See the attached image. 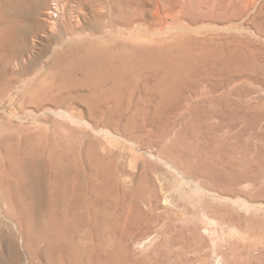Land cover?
I'll return each mask as SVG.
<instances>
[{
	"label": "rangeland",
	"instance_id": "1",
	"mask_svg": "<svg viewBox=\"0 0 264 264\" xmlns=\"http://www.w3.org/2000/svg\"><path fill=\"white\" fill-rule=\"evenodd\" d=\"M23 1L25 6L32 2ZM59 1L44 0L45 7L37 12L52 9ZM61 6L64 16L56 19L61 31L62 18L77 11L88 24L103 14L118 21L138 16V29L132 27L122 35L130 48L142 40H190L189 51L182 55L175 50L164 53L171 56L170 64L172 57L177 61L180 75L193 74L194 83L204 88L198 90L199 101L176 120L166 137L143 130L140 114L125 135L111 125L96 126L86 116L83 92L69 96L52 90L51 100L41 106L35 98H24L29 83L36 85L48 71L50 54L35 73L0 94L1 170H8L10 159L29 166L34 156L47 160L50 142L72 136L86 182L81 188L97 187V194L86 196L97 230H80L75 243L68 242L60 253L63 260L55 250L56 264H109L106 254L118 252L120 234H131L142 244L133 249L123 246L127 257L116 264H264V178L260 177L264 175V0H133L126 13L122 0H61ZM157 6L159 20L153 17ZM178 12L185 19L176 21ZM241 13L237 19L231 16ZM118 35L114 31L108 37ZM42 39L39 34L37 40ZM198 42L205 45L196 46ZM201 47L212 54L196 61L192 57ZM36 52L25 54L24 60ZM204 81L206 85L201 84ZM189 83L190 79L179 85ZM147 118L155 121L157 116L149 110ZM90 142L93 156L86 153ZM214 170L224 180L214 178ZM245 172L258 175L253 184L230 181ZM24 173L21 166L16 176L5 173L18 188L11 191L4 184L0 189V264H49L42 234L36 231L34 243L25 236L34 218L23 213L22 204L17 206ZM49 181L44 174L42 184ZM35 202V217L50 224L47 190L38 193ZM80 211L87 215L85 208ZM109 221L116 229L112 245H106Z\"/></svg>",
	"mask_w": 264,
	"mask_h": 264
},
{
	"label": "bare ground",
	"instance_id": "2",
	"mask_svg": "<svg viewBox=\"0 0 264 264\" xmlns=\"http://www.w3.org/2000/svg\"><path fill=\"white\" fill-rule=\"evenodd\" d=\"M132 1L122 0L124 13L132 5ZM250 1L248 0V3ZM53 6L52 9L37 12L45 7L44 0H32L31 4L26 6L23 0H0V94L9 89L13 83L25 81V76L31 72L35 73V68L41 64L42 58L50 54L48 71L38 79L36 85L32 86L28 81L30 86L28 85V92L23 97L35 98L37 104L41 106L44 100H51L52 90L69 96L72 93L83 92L81 100L87 106V118H93L96 126L99 123L111 125L123 135L128 134L127 126L140 114L143 119L140 127L143 130L148 134L158 132L166 137L175 127L176 120L180 116L182 119L190 106L199 101L198 90L204 87L194 83L191 76L193 74L180 75L181 67L177 61L172 57L173 64H170L171 56L164 53L175 50L178 55H182L183 51H189L186 48L191 43L190 40H169L165 43L142 40L146 48L143 43L130 48L129 40H122V35L128 33L132 27L138 29V16L133 18L124 16L122 21H118L117 18L103 14L102 19L94 18V21L88 24L77 11L68 13L62 18L64 27L61 31L58 26L61 21L56 20L60 14L61 17L64 16L61 0L55 2ZM160 12L161 9L157 6L154 19L161 18ZM242 14L231 16L237 19ZM174 15L177 17L176 21L184 18L180 12ZM116 20L117 22H114ZM114 31L119 35L108 37ZM39 34L43 35L42 40H37ZM203 41L209 45L214 43L213 40ZM203 45L205 44L202 42L196 43V46ZM34 50L37 52L28 59V62L25 61V54ZM197 50L199 53L194 55L195 58L192 57L196 61H205L212 54L205 47ZM189 79L190 83L187 86L179 85L180 82ZM206 83L207 81H204L201 84L206 85ZM11 100L12 98H9V101ZM149 110H153L157 116L155 121L148 120ZM121 121H124V125L120 126ZM154 127L158 131L152 129ZM71 137L49 141L47 150L51 155L47 160L34 156L29 166L24 160L15 164L16 161L10 159L7 160V171L1 170L0 164V189L4 188V184L11 191L18 188L17 185L6 180L5 173H8L9 177L16 176L19 166L25 172L26 182L19 187L22 198L19 199L17 206L20 207L22 204L23 213L30 214L31 218H34L30 220L29 228H25V236L28 243H34L36 237L38 238L36 231L42 234L43 254L49 264H56L58 261L55 250L62 259L61 254L65 251L67 243H75L74 239L80 230L84 229V232L87 230L89 233V228L96 229L94 222L97 218L95 219L90 210L86 196L87 193L89 196L92 193L97 194V187L90 184L86 191L81 188L86 182H83L80 172L75 138L72 140ZM91 145L90 142L88 146ZM86 153L90 156L95 155L94 146L86 148ZM95 164L100 166V159L95 160ZM214 171L216 172L212 174L214 178L224 180L221 173ZM94 172L100 176L99 170ZM44 174L50 177L46 186L41 182ZM257 176L252 172H245L231 178L230 181L253 184ZM260 177L264 178V175ZM44 190L49 193L50 200L48 225L35 217V207H37L35 199L37 194ZM14 194L16 196V193ZM81 207L87 210L88 216L81 214ZM108 224L105 228L106 245H112V234L116 229L113 222L109 221ZM82 235L83 233L80 236ZM102 243L98 245L101 246ZM141 244L131 234H120L118 252L111 250L109 255L106 254L109 264H116L119 261L121 263L122 259L127 257V249L123 246L133 249Z\"/></svg>",
	"mask_w": 264,
	"mask_h": 264
}]
</instances>
